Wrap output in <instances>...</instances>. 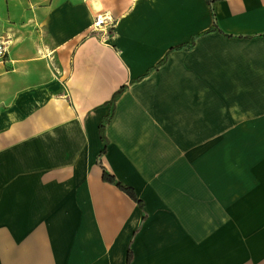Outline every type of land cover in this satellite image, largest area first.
<instances>
[{"label": "crops", "instance_id": "1", "mask_svg": "<svg viewBox=\"0 0 264 264\" xmlns=\"http://www.w3.org/2000/svg\"><path fill=\"white\" fill-rule=\"evenodd\" d=\"M213 9L0 0V264H264V0Z\"/></svg>", "mask_w": 264, "mask_h": 264}, {"label": "trees", "instance_id": "2", "mask_svg": "<svg viewBox=\"0 0 264 264\" xmlns=\"http://www.w3.org/2000/svg\"><path fill=\"white\" fill-rule=\"evenodd\" d=\"M215 0H208L210 6H211V10H212V14H213V26L212 28L209 30V31H213V30H217V29H220L218 27V24H217V19H216V15H215V12H214V9H213V2ZM226 34V33H224ZM228 35V34H226ZM194 39H192V41L190 43H188V45H192L194 43ZM184 44H180L177 47H182ZM123 87L120 88L119 90H117L111 100L109 101L111 104H112V109L111 111L103 117V119L101 120L100 124H99V132H100V136H101V139L102 141L104 142V148L102 150L101 153H104L105 150H106V147H107V144H108V139L106 137V134H105V128H106V125L107 123L111 120L112 116H113V110H114V105H115V101L118 97V95L120 94V92L122 91ZM103 179L105 181H108V182H111V183H115L121 190H123L125 193H127L132 199L136 200L138 203H140V205L142 206L143 203L141 200H139L134 192V189L126 184H124L123 182L117 180L113 175H111L110 173H108L106 170L103 171ZM133 259V255H132V249L129 247L128 249V254H127V263L130 264L131 261Z\"/></svg>", "mask_w": 264, "mask_h": 264}, {"label": "built area", "instance_id": "3", "mask_svg": "<svg viewBox=\"0 0 264 264\" xmlns=\"http://www.w3.org/2000/svg\"><path fill=\"white\" fill-rule=\"evenodd\" d=\"M102 21L103 19H101V16L98 17L96 21V25L101 24ZM7 54H8V41L0 39V62L5 61Z\"/></svg>", "mask_w": 264, "mask_h": 264}, {"label": "rangeland", "instance_id": "4", "mask_svg": "<svg viewBox=\"0 0 264 264\" xmlns=\"http://www.w3.org/2000/svg\"><path fill=\"white\" fill-rule=\"evenodd\" d=\"M4 2V0H1V3H3Z\"/></svg>", "mask_w": 264, "mask_h": 264}]
</instances>
